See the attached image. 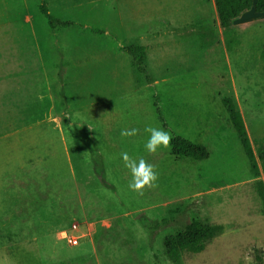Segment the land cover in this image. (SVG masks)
Returning a JSON list of instances; mask_svg holds the SVG:
<instances>
[{
    "label": "rangeland",
    "instance_id": "rangeland-1",
    "mask_svg": "<svg viewBox=\"0 0 264 264\" xmlns=\"http://www.w3.org/2000/svg\"><path fill=\"white\" fill-rule=\"evenodd\" d=\"M27 4H0V42L42 41L50 103L2 113L0 264H264V175L251 171L217 83L224 74L255 152L264 143V15L245 13L224 33L213 0ZM42 4L70 25L51 27ZM127 45L145 47L150 83ZM148 125L203 145L209 157L149 154ZM131 128L139 133L121 137ZM125 151L154 165L157 188L129 189ZM192 220L222 234L170 260L164 238Z\"/></svg>",
    "mask_w": 264,
    "mask_h": 264
},
{
    "label": "trees",
    "instance_id": "trees-1",
    "mask_svg": "<svg viewBox=\"0 0 264 264\" xmlns=\"http://www.w3.org/2000/svg\"><path fill=\"white\" fill-rule=\"evenodd\" d=\"M213 4L219 26L224 33H228L234 21L245 13L251 12L255 15H264V0H213ZM40 12L46 16L51 27H68L70 25V22L51 17L44 4L40 6ZM123 51L131 58V63L135 67L136 72L143 76L147 83H150L151 79L147 74L143 58L145 47L127 45L123 47ZM217 83L221 89L226 90V94L221 98V105L225 109L228 120L239 138L251 171L256 176L261 173L264 175V143L260 144L255 152L253 151L233 90L224 74H220L217 77ZM154 107L158 119L161 120L158 109L155 105ZM171 144L170 153L176 159L201 161L209 157V153L203 145L192 142L187 138L173 136ZM257 192L264 209V183L262 181L257 182ZM222 230L221 226H213L198 220H192L176 234L164 238L163 247L166 256L172 261H177L183 253L198 254L204 250L209 241L221 235Z\"/></svg>",
    "mask_w": 264,
    "mask_h": 264
},
{
    "label": "crops",
    "instance_id": "crops-1",
    "mask_svg": "<svg viewBox=\"0 0 264 264\" xmlns=\"http://www.w3.org/2000/svg\"><path fill=\"white\" fill-rule=\"evenodd\" d=\"M6 1L0 0V4ZM21 2L27 9V0ZM1 13L0 11V15ZM25 18L34 33L32 19L28 16ZM1 27L0 24V29ZM36 40L0 42V124L7 121L2 116L3 112H7L6 106L15 108L20 103L25 106V110H34L40 103H50V95L46 94L50 74L46 66L49 65L45 58L47 51L42 41ZM77 61L78 58L75 64L80 68L81 63Z\"/></svg>",
    "mask_w": 264,
    "mask_h": 264
},
{
    "label": "clouds",
    "instance_id": "clouds-1",
    "mask_svg": "<svg viewBox=\"0 0 264 264\" xmlns=\"http://www.w3.org/2000/svg\"><path fill=\"white\" fill-rule=\"evenodd\" d=\"M144 131L149 137L144 145L149 154L155 155L158 150H171L173 139L170 132L162 127H153L148 125ZM139 133V129H123L120 133L121 137H134ZM121 158L125 167L130 170L131 181L128 185L129 189L138 195H143L145 190H152L158 187V174L154 165L148 163L143 157L131 156L127 151L122 152ZM247 259V258H246Z\"/></svg>",
    "mask_w": 264,
    "mask_h": 264
},
{
    "label": "built area",
    "instance_id": "built-area-1",
    "mask_svg": "<svg viewBox=\"0 0 264 264\" xmlns=\"http://www.w3.org/2000/svg\"><path fill=\"white\" fill-rule=\"evenodd\" d=\"M72 230H76V226H72ZM65 239L67 240L68 244H70L71 246L77 245V239L72 234L65 236Z\"/></svg>",
    "mask_w": 264,
    "mask_h": 264
}]
</instances>
